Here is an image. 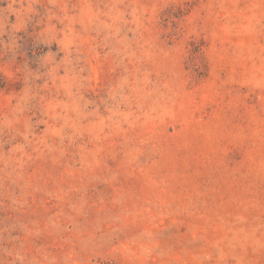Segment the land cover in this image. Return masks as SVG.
I'll use <instances>...</instances> for the list:
<instances>
[{
    "label": "rangeland",
    "instance_id": "rangeland-1",
    "mask_svg": "<svg viewBox=\"0 0 264 264\" xmlns=\"http://www.w3.org/2000/svg\"><path fill=\"white\" fill-rule=\"evenodd\" d=\"M0 264H264V0H0Z\"/></svg>",
    "mask_w": 264,
    "mask_h": 264
}]
</instances>
